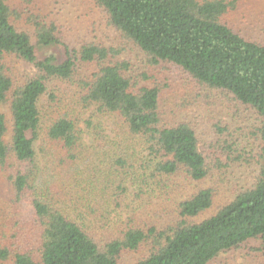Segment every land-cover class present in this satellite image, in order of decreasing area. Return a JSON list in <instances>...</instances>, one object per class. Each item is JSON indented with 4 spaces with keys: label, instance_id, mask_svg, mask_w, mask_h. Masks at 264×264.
Listing matches in <instances>:
<instances>
[{
    "label": "trees",
    "instance_id": "16d2710c",
    "mask_svg": "<svg viewBox=\"0 0 264 264\" xmlns=\"http://www.w3.org/2000/svg\"><path fill=\"white\" fill-rule=\"evenodd\" d=\"M95 2L150 67H177L252 110L256 133L239 150L225 111L200 119L115 47L67 42L56 22L30 11L34 31L23 30L0 0V188L9 210L0 264H123L131 253L141 254L133 264H210L249 242L264 255V25L253 20L263 34L255 37L226 21L242 0ZM40 48L63 58H41ZM21 62L31 73L15 72ZM92 107L120 131L109 139L87 122L89 148L78 110ZM246 156L254 175L217 205L215 172Z\"/></svg>",
    "mask_w": 264,
    "mask_h": 264
},
{
    "label": "rangeland",
    "instance_id": "374dc122",
    "mask_svg": "<svg viewBox=\"0 0 264 264\" xmlns=\"http://www.w3.org/2000/svg\"><path fill=\"white\" fill-rule=\"evenodd\" d=\"M7 3L17 13L19 18H15V20L17 25L23 30L34 31V27L30 26L27 20L28 13L26 14V12L30 11L35 15L47 18V22H56L59 26V31L67 42L75 44L77 41H87L107 47H115L121 53L122 59H128L133 64L146 67L157 75L163 83L172 88L173 103L193 107L191 110L200 119L202 116L213 118L212 115L215 117L219 112L225 111L228 116L221 112V117L223 121L233 120L231 133L233 137H239L237 140L239 150L248 136L249 138L246 142L252 143L257 127V116L252 110L237 105L222 93L201 87L177 67L164 64L160 66L151 65L152 67H150L147 64V57L133 45L127 43L120 32L110 25L107 14L101 7L96 5L95 0H7ZM256 18L259 19L258 23L264 25V0H242L240 10L235 14H230L226 21L233 26L234 24L240 25L244 31H247L248 28L252 35L260 37L263 34L256 29L258 24L253 22ZM31 34L32 41L36 44L34 33ZM37 52L41 58L47 55H54L60 60L63 58V52L59 48H40ZM31 71V67L22 62L17 64L15 70L17 73L24 74L31 73ZM78 111L80 117L79 126L84 130L85 140L89 148L93 146L94 127L99 124L102 125L104 130L103 135L106 138L115 140V133L117 134L120 131L118 129L120 124L117 123L118 121L115 118L102 115L98 112L97 107ZM52 117L50 109H43V119L48 120ZM87 122L94 125L93 129L88 127ZM205 130L213 139L218 136L217 131L211 125H207ZM98 132L100 133V131ZM253 150L255 149L252 147L247 148L248 155ZM246 159H250V157H244L242 163L230 162L226 170L215 172L216 178L219 177L220 179L221 177L220 185L218 186L217 205L233 198L235 190L247 183L254 175L252 168H249L245 162ZM6 193V190L0 188V227L7 219L9 212L3 197ZM209 215L207 213L200 220ZM258 248L255 242H249L239 250L223 254L210 264H264V255L257 250ZM140 256L141 254H126L122 258V263L133 264Z\"/></svg>",
    "mask_w": 264,
    "mask_h": 264
}]
</instances>
